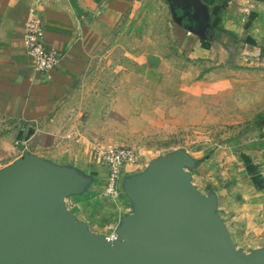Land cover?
Returning a JSON list of instances; mask_svg holds the SVG:
<instances>
[{
    "label": "rangeland",
    "instance_id": "374dc122",
    "mask_svg": "<svg viewBox=\"0 0 264 264\" xmlns=\"http://www.w3.org/2000/svg\"><path fill=\"white\" fill-rule=\"evenodd\" d=\"M187 30L166 0L133 10L90 65L74 105L80 129L72 143L84 132L92 164L101 151L132 147L153 180L169 176L186 189L194 218L219 230L233 256L264 264V62L213 66L193 58L183 45ZM145 72L166 81L162 92L142 86ZM21 151L28 159L33 150L0 146L10 153L0 159V217L7 186L22 179L28 192L38 176L16 159ZM54 186L52 204L61 199L71 209L80 200L69 186Z\"/></svg>",
    "mask_w": 264,
    "mask_h": 264
},
{
    "label": "crops",
    "instance_id": "0c3cea01",
    "mask_svg": "<svg viewBox=\"0 0 264 264\" xmlns=\"http://www.w3.org/2000/svg\"><path fill=\"white\" fill-rule=\"evenodd\" d=\"M148 1L0 0V146L27 145L33 150L28 159L22 151L16 159H26L38 180L47 182L45 186L61 184L65 192V186L69 192H80L71 209L61 199L54 204L65 226L59 238L69 251L80 256L94 251V246L113 248L128 240L120 254L109 255L114 264H142V257L154 255L153 234L159 228L155 222H145L148 206L142 189L155 172L150 166L142 167L138 157V163L123 174L120 199H101L103 171L90 163L84 132L76 146L64 136L65 130L73 128L77 134L80 129L74 105L90 65L118 26ZM195 4L205 19L198 31H184L183 45L190 56L213 66L235 60L239 65L264 62V0H195ZM34 7L44 26L46 45L60 54L59 64L45 74L34 71L24 48V24ZM154 77L142 73V86L153 96L166 84L157 74ZM8 155L0 153V159ZM202 226L214 230L204 222ZM111 232L117 239L106 243ZM2 253L0 264H17ZM253 254L244 255L254 259Z\"/></svg>",
    "mask_w": 264,
    "mask_h": 264
},
{
    "label": "water",
    "instance_id": "95a60500",
    "mask_svg": "<svg viewBox=\"0 0 264 264\" xmlns=\"http://www.w3.org/2000/svg\"><path fill=\"white\" fill-rule=\"evenodd\" d=\"M166 1L180 24L186 22L185 27L198 31L205 18L195 0ZM31 177L35 179L34 174ZM17 179L7 186L13 185L8 188V201H4L5 215L0 217V251L4 259L12 258L17 264H114L109 255L120 254L127 239L117 247L97 245L94 251L75 255L65 246L66 241L59 238L65 226L60 223L51 202V190L55 186H45L47 182L37 178L34 186L25 192L22 179ZM186 193V189L169 176L152 179L144 185L142 194L148 206L145 222L149 225L155 222L159 230L153 234L154 255L142 257V264L250 263L227 250L219 230L203 227V223L194 218L196 206Z\"/></svg>",
    "mask_w": 264,
    "mask_h": 264
},
{
    "label": "built area",
    "instance_id": "2783aa9c",
    "mask_svg": "<svg viewBox=\"0 0 264 264\" xmlns=\"http://www.w3.org/2000/svg\"><path fill=\"white\" fill-rule=\"evenodd\" d=\"M24 48L31 60V65L38 74H45L53 70L60 62V54L46 45L44 26L37 16L36 7L29 10L28 18L24 24ZM76 130H69L64 139L76 140ZM97 165L103 171V189L100 198L117 202L121 197V181L128 167L138 163V154L132 147H119L109 151H101L96 158ZM117 239V234L111 232L107 243Z\"/></svg>",
    "mask_w": 264,
    "mask_h": 264
},
{
    "label": "trees",
    "instance_id": "16d2710c",
    "mask_svg": "<svg viewBox=\"0 0 264 264\" xmlns=\"http://www.w3.org/2000/svg\"><path fill=\"white\" fill-rule=\"evenodd\" d=\"M183 25H186V22H183Z\"/></svg>",
    "mask_w": 264,
    "mask_h": 264
},
{
    "label": "bare ground",
    "instance_id": "6f19581e",
    "mask_svg": "<svg viewBox=\"0 0 264 264\" xmlns=\"http://www.w3.org/2000/svg\"><path fill=\"white\" fill-rule=\"evenodd\" d=\"M105 242H106V240H105Z\"/></svg>",
    "mask_w": 264,
    "mask_h": 264
},
{
    "label": "flooded vegetation",
    "instance_id": "af4514ba",
    "mask_svg": "<svg viewBox=\"0 0 264 264\" xmlns=\"http://www.w3.org/2000/svg\"><path fill=\"white\" fill-rule=\"evenodd\" d=\"M193 25V24H192Z\"/></svg>",
    "mask_w": 264,
    "mask_h": 264
}]
</instances>
